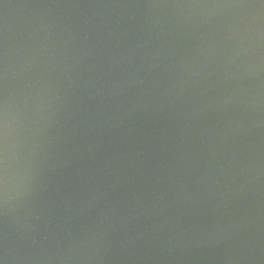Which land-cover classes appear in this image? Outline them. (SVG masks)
<instances>
[{
	"label": "water",
	"instance_id": "water-1",
	"mask_svg": "<svg viewBox=\"0 0 264 264\" xmlns=\"http://www.w3.org/2000/svg\"><path fill=\"white\" fill-rule=\"evenodd\" d=\"M0 264H264V0H0Z\"/></svg>",
	"mask_w": 264,
	"mask_h": 264
}]
</instances>
